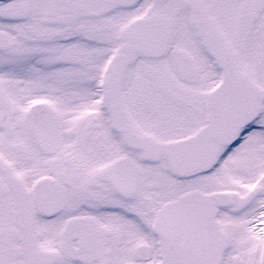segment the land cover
I'll use <instances>...</instances> for the list:
<instances>
[{
  "label": "snow or ice",
  "instance_id": "6c2138e0",
  "mask_svg": "<svg viewBox=\"0 0 264 264\" xmlns=\"http://www.w3.org/2000/svg\"><path fill=\"white\" fill-rule=\"evenodd\" d=\"M0 264H264V0H0Z\"/></svg>",
  "mask_w": 264,
  "mask_h": 264
}]
</instances>
